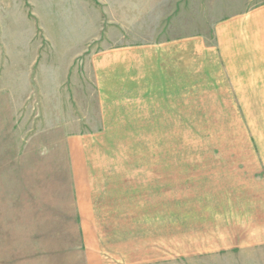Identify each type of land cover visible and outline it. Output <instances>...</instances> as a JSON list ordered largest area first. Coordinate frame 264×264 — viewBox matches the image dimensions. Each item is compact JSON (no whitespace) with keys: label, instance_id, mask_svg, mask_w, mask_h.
I'll use <instances>...</instances> for the list:
<instances>
[{"label":"rangeland","instance_id":"obj_1","mask_svg":"<svg viewBox=\"0 0 264 264\" xmlns=\"http://www.w3.org/2000/svg\"><path fill=\"white\" fill-rule=\"evenodd\" d=\"M262 2L0 0V264H264L222 246L245 125L101 138L84 75L103 48L210 37Z\"/></svg>","mask_w":264,"mask_h":264},{"label":"crops","instance_id":"obj_2","mask_svg":"<svg viewBox=\"0 0 264 264\" xmlns=\"http://www.w3.org/2000/svg\"><path fill=\"white\" fill-rule=\"evenodd\" d=\"M84 75L98 137H227L222 124H233V139L245 132L254 146L233 166V244L222 246L264 249V2L218 21L210 37L103 48Z\"/></svg>","mask_w":264,"mask_h":264}]
</instances>
